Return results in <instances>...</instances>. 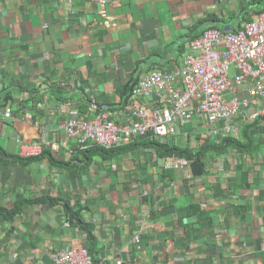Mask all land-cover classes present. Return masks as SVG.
I'll list each match as a JSON object with an SVG mask.
<instances>
[{"label":"crops","instance_id":"crops-1","mask_svg":"<svg viewBox=\"0 0 264 264\" xmlns=\"http://www.w3.org/2000/svg\"><path fill=\"white\" fill-rule=\"evenodd\" d=\"M253 1L111 0L102 18L97 0H0V105L13 108L0 117V148L11 154L1 158L9 163H0V203L22 205L15 219L0 215V264H47L53 251L88 248L68 215L78 207L95 226L91 255L100 264H264L263 134L251 153L216 155L207 174L188 167L172 178L146 145L86 165L62 131L67 118L88 117L93 97L119 121L133 101L126 85L176 69L205 28L255 18ZM200 124L167 140L206 134ZM39 141H47L41 160L11 158ZM40 196L48 198L26 202ZM192 204L200 210L188 214Z\"/></svg>","mask_w":264,"mask_h":264},{"label":"built area","instance_id":"built-area-1","mask_svg":"<svg viewBox=\"0 0 264 264\" xmlns=\"http://www.w3.org/2000/svg\"><path fill=\"white\" fill-rule=\"evenodd\" d=\"M97 3L102 18H108L111 0ZM132 98L118 121L110 103L93 97L88 117L67 118L62 131L82 149H109L142 136L163 141L193 122L205 125L209 137L240 138L245 122L264 117V11L236 28H205L189 40L176 69L154 68L139 76ZM0 109V117L13 116L12 107ZM45 144L47 141L22 143L18 154L40 155ZM160 166L181 170L190 161L173 155L162 158ZM132 240L141 248L140 234ZM51 256L47 264H95L85 247L53 251Z\"/></svg>","mask_w":264,"mask_h":264},{"label":"trees","instance_id":"trees-1","mask_svg":"<svg viewBox=\"0 0 264 264\" xmlns=\"http://www.w3.org/2000/svg\"><path fill=\"white\" fill-rule=\"evenodd\" d=\"M254 12L260 14L264 11V0H254ZM208 19V18H206ZM252 20L253 18H249ZM248 19V21H250ZM205 23V22H203ZM195 37V36H194ZM193 38V37H192ZM136 80L126 85V90H129L130 95L127 96L126 101L131 98L133 88L135 87ZM9 99H13V97H6L5 101H9ZM30 99V98H28ZM2 107H5L4 104L1 103ZM260 133L259 135H264V117H260L256 120H250L248 122H245V124L242 127L241 131V137L237 138L232 135H226V136H219L216 139L213 137H209L207 134L199 135L197 136L196 140L197 143L195 145L192 144L191 136L187 139H185L183 136L181 138H174L172 141L170 140H157L152 139L150 136H142L138 139L132 141L134 143H125L121 144L119 146H115L112 148H105L102 146H92L88 149H82L79 147L78 151L82 154V159L85 161L86 165H89L93 161L95 157H103L107 158L110 155L117 154L118 152L126 151L128 149H132L135 145H146V146H152L156 149L157 154L160 157L168 158L173 155H177L180 157H186L190 161V171L193 177L199 176V175H205L209 171L208 162L211 158L215 157L216 155L220 154H227L231 152L232 150L240 153H251L254 151L258 145L256 144L255 140V134ZM175 137V136H174ZM6 150L0 148V163H6L8 164V161H5L1 159L5 156H10ZM46 152H42L40 155L37 156H31V157H23L19 154H12L11 158L15 159L16 163L19 164H26V163H32L37 160H41L43 157H45ZM166 177L171 176L174 177L173 173L174 170H165ZM164 176V177H165ZM239 185V186H238ZM230 186H232V182H230ZM245 186V184H237V187ZM233 188H236V186H233ZM47 196L44 198L43 196L37 198V199H28L26 202L28 204L35 203V202H41L43 199L47 200ZM51 200V198H50ZM69 207V206H68ZM22 205L16 203L13 208H8L2 203H0V215L7 219H15L19 213H21ZM188 214H194L198 210H200L199 206L196 204H192L190 208L188 209ZM203 213V212H202ZM68 215H70V221L75 223L76 225H79V227L87 234L89 239V250L90 253L92 252L91 248L94 246V243L96 241V237L94 234V225L91 223L86 222V218L82 213V208H75V209H69ZM91 245V246H90ZM95 264H100L97 260H95Z\"/></svg>","mask_w":264,"mask_h":264},{"label":"rangeland","instance_id":"rangeland-1","mask_svg":"<svg viewBox=\"0 0 264 264\" xmlns=\"http://www.w3.org/2000/svg\"><path fill=\"white\" fill-rule=\"evenodd\" d=\"M196 127H198L197 125H196ZM203 129V128H202ZM205 131H206V129H204ZM195 130H193V131H190L189 133L191 134V132H194ZM190 134H189V136H190ZM197 134V130H196V132L195 133H193L191 136H193L192 138H191V140H193L194 141V144H195V141H196V138H197V136H195ZM132 242H133V240H132Z\"/></svg>","mask_w":264,"mask_h":264},{"label":"water","instance_id":"water-1","mask_svg":"<svg viewBox=\"0 0 264 264\" xmlns=\"http://www.w3.org/2000/svg\"><path fill=\"white\" fill-rule=\"evenodd\" d=\"M230 28H231V27H228V26H227L225 29L227 30V29H230Z\"/></svg>","mask_w":264,"mask_h":264}]
</instances>
